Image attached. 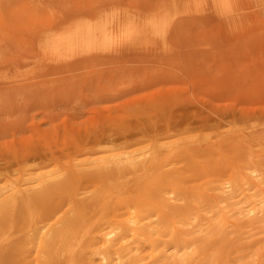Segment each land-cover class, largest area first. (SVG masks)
Masks as SVG:
<instances>
[{
	"label": "rangeland",
	"instance_id": "1",
	"mask_svg": "<svg viewBox=\"0 0 264 264\" xmlns=\"http://www.w3.org/2000/svg\"><path fill=\"white\" fill-rule=\"evenodd\" d=\"M159 1L0 0V189L19 199L0 264H43L49 231L72 218L98 230L128 207L153 218L152 234L123 247L125 264H162V255L264 264V216L239 213L264 199V182L249 171L264 161V0L257 15L229 21L203 3L162 36L153 26ZM70 22L131 28V36L44 63L37 42ZM127 154H147L145 177L141 168L100 174ZM229 176L235 192L226 199L219 185ZM40 180L49 190L30 205L31 226L18 222Z\"/></svg>",
	"mask_w": 264,
	"mask_h": 264
},
{
	"label": "bare ground",
	"instance_id": "2",
	"mask_svg": "<svg viewBox=\"0 0 264 264\" xmlns=\"http://www.w3.org/2000/svg\"><path fill=\"white\" fill-rule=\"evenodd\" d=\"M206 2L211 5L215 14L222 21H229L231 18L241 13H245L249 16L257 15L258 12H260V4L263 0H160L153 4L156 11V20L153 23L155 29L154 33L156 35H164L171 21L177 17L185 19L187 15L201 12L202 5ZM130 36L131 28L118 30L113 26L106 25L100 28L90 27L82 29L75 23L70 22L59 30L45 33L37 42V47L41 53L40 59L44 63L51 64L68 61L74 57L88 55L100 48L116 47ZM1 78L3 77L0 74V79ZM148 159L147 154L139 157L127 154L124 160L105 162L99 172L101 175L113 172L118 175H123L125 172H134L141 168L142 171L140 172V176L145 177L148 173ZM249 171L254 179L264 182V161L261 164L252 163L249 167ZM85 178L86 177H84V179ZM33 186L34 188L27 193V196L23 200L29 208L27 215L25 212L22 213L20 211L16 214L18 222L26 221L30 226L33 222V218L30 214V205L34 201L45 196L49 190L47 181H36V184H33ZM219 186L221 193L226 196V199H231V197H233L235 187L230 176L220 181ZM5 193H7L5 188L0 189V249L12 239V233L9 234L7 230V222L8 219L11 218L9 216L11 208L17 207L19 203L17 196L18 192L4 198ZM168 195L170 200L176 197V193L173 190L170 191ZM104 203L105 205L109 204L107 200H105ZM238 209L240 210L241 208ZM126 212L125 215H120L112 219V221L106 222L100 226L98 230H92L90 227L86 228L82 223L72 218L66 221L63 230L49 231L45 234L40 248V251L46 253L47 257L46 262L43 264H64V261L68 264V260L71 261L70 264H77L76 260L78 254L82 256L80 261L83 264H125L123 259L127 254L123 253V247L131 245L133 242L135 243L136 240H144L147 233L152 234L151 231H147L146 223L153 218L144 215L145 212L136 207H128ZM244 212L249 217L253 216V219L257 216H264V199H261L259 202L251 203L247 206L246 211H239L240 214ZM13 217L14 215H12V218ZM192 217L196 218L194 215ZM166 221L168 222L167 219ZM165 224L166 223L162 225L165 226ZM189 245L190 244H182L177 241L174 248L187 250L189 249ZM50 246H53L54 249L51 250L49 248ZM137 250V248H132V251ZM11 252L13 253V250ZM162 256H164L162 264L184 263V258L172 260L167 255ZM62 257H64V261ZM7 261L8 260H5L4 263Z\"/></svg>",
	"mask_w": 264,
	"mask_h": 264
}]
</instances>
